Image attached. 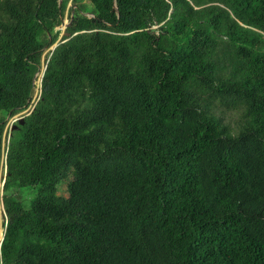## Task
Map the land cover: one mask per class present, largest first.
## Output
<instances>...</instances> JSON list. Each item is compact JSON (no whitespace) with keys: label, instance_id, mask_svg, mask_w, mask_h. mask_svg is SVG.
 Listing matches in <instances>:
<instances>
[{"label":"trees","instance_id":"trees-1","mask_svg":"<svg viewBox=\"0 0 264 264\" xmlns=\"http://www.w3.org/2000/svg\"><path fill=\"white\" fill-rule=\"evenodd\" d=\"M0 192V264H264V0H0Z\"/></svg>","mask_w":264,"mask_h":264},{"label":"rangeland","instance_id":"rangeland-1","mask_svg":"<svg viewBox=\"0 0 264 264\" xmlns=\"http://www.w3.org/2000/svg\"><path fill=\"white\" fill-rule=\"evenodd\" d=\"M64 20H65V24L67 23V21H68V10L66 9V12H65V16H64ZM64 26L65 25H61V28H62V32H61V35L60 36H62V33H63V31H64ZM52 48V46H50V48H48L46 51H45V53L43 54V59L45 60V58H46V56H47V51L49 50V49H51ZM43 68V67H42ZM39 76H41V73H39L38 75H37V79L35 80V88H34V92H33V96L36 94V89H37V82L39 81ZM24 111H22V112H20V113H17L16 115H14L13 117H11V118H9V120H8V123H7V130H9L10 129V126H11V124L12 123H14V121H15V119H16V117H18L19 115H22L21 113H23ZM223 113H224V118H225V121H227L230 125H232V126H234L235 125V123H236V121L237 120H239V117H240V110L239 109H236V108H230V109H228V108H223ZM24 114V113H23ZM70 177H71V175H70ZM59 188H58V193L60 194V195H63V196H68V191H67V181H61L59 184ZM28 189V188H27ZM31 191V196L34 194V190H30ZM1 193V192H0ZM30 195H29V198L31 197ZM29 198H26L27 200L29 199ZM1 207V206H0ZM4 212H3V210H2V207H1V210H0V218H1V220H3V218H4ZM0 235H3V229L2 228H0ZM2 237V236H1Z\"/></svg>","mask_w":264,"mask_h":264},{"label":"built area","instance_id":"built-area-1","mask_svg":"<svg viewBox=\"0 0 264 264\" xmlns=\"http://www.w3.org/2000/svg\"><path fill=\"white\" fill-rule=\"evenodd\" d=\"M39 77H40V78H39V81L37 82L36 94H35L34 96H32V99H31V103H30V105H29L25 110H23V111H24V112H23L24 114L21 113L22 115H19L18 117H16L15 121H16L19 117H21V116H23V115L29 113V112L31 111V109L33 108V105L35 104L36 100L39 98L41 76H39Z\"/></svg>","mask_w":264,"mask_h":264},{"label":"water","instance_id":"water-1","mask_svg":"<svg viewBox=\"0 0 264 264\" xmlns=\"http://www.w3.org/2000/svg\"><path fill=\"white\" fill-rule=\"evenodd\" d=\"M114 5H115V4H114ZM115 7H116V5H115ZM71 15H73V11H72V14H71ZM62 24L65 25V26H64V29H65V28L68 26L69 21H67V23L65 24V20L63 19V20H62ZM66 34H67V32L63 31L62 35H66ZM55 46H56V43L52 45V48H51V49H53ZM43 70H44V68L41 67L40 70L36 73L35 78H36V76H37V74H38L39 72H41V76H42V71H43ZM23 119H24V115L21 116V117H19L17 120H19L20 122H22ZM17 120H16V121H17ZM14 123H15V122H14ZM14 123L11 124V126H10V130L16 127V125H15ZM2 238H3V235H2V237H1V240H2ZM1 240H0V244H1Z\"/></svg>","mask_w":264,"mask_h":264},{"label":"clouds","instance_id":"clouds-1","mask_svg":"<svg viewBox=\"0 0 264 264\" xmlns=\"http://www.w3.org/2000/svg\"><path fill=\"white\" fill-rule=\"evenodd\" d=\"M15 122V121H14Z\"/></svg>","mask_w":264,"mask_h":264}]
</instances>
